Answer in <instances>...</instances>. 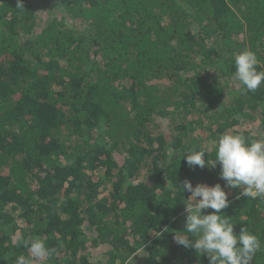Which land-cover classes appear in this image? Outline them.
Instances as JSON below:
<instances>
[{"label": "trees", "instance_id": "obj_1", "mask_svg": "<svg viewBox=\"0 0 264 264\" xmlns=\"http://www.w3.org/2000/svg\"><path fill=\"white\" fill-rule=\"evenodd\" d=\"M243 50L264 70V0H0V264L31 238L36 264H208L174 240L182 183L225 182L184 155L264 139V83L232 79ZM224 190L264 264V200Z\"/></svg>", "mask_w": 264, "mask_h": 264}, {"label": "clouds", "instance_id": "obj_2", "mask_svg": "<svg viewBox=\"0 0 264 264\" xmlns=\"http://www.w3.org/2000/svg\"><path fill=\"white\" fill-rule=\"evenodd\" d=\"M17 6L22 8V0H17ZM259 61L254 52L243 50L234 57L235 72L232 79L243 87L242 91L255 92L264 83V70H258ZM214 159L211 162L204 157L205 150H191L184 155L189 167L220 166V183L195 186L188 180L183 181L182 189L190 195L185 199L186 212L185 230L191 235H174L175 243L185 249H194L200 255L208 257V264H250L252 257L260 248L258 237L244 227L239 234H234V224L222 214L229 207L227 188H238L240 196L264 200V139L248 140L241 134L225 133L214 142ZM178 186L174 181L167 183L169 191H175ZM211 209L208 214L204 210ZM160 234V233H159ZM192 237H195L193 239ZM30 255H20L15 264H36L50 254L45 242L39 238L23 241ZM129 255L123 264H135Z\"/></svg>", "mask_w": 264, "mask_h": 264}, {"label": "rangeland", "instance_id": "obj_3", "mask_svg": "<svg viewBox=\"0 0 264 264\" xmlns=\"http://www.w3.org/2000/svg\"><path fill=\"white\" fill-rule=\"evenodd\" d=\"M116 161L120 163L121 162V159L117 157V160Z\"/></svg>", "mask_w": 264, "mask_h": 264}]
</instances>
